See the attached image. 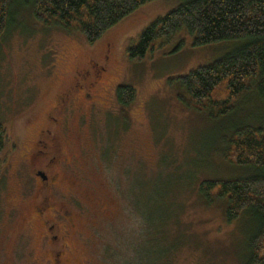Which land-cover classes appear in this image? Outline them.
<instances>
[{"label": "rangeland", "instance_id": "rangeland-1", "mask_svg": "<svg viewBox=\"0 0 264 264\" xmlns=\"http://www.w3.org/2000/svg\"><path fill=\"white\" fill-rule=\"evenodd\" d=\"M181 1L147 2L93 45L45 27L31 4L11 6L0 36V124L11 140L0 154V264H54L58 251L61 264H245L251 224L227 222L226 199L207 201L201 185L254 172L222 152L235 129H264V104L243 95L212 118L186 108L176 82L243 41L193 46L182 32L142 60L128 56L142 30ZM118 86L135 89L126 107ZM70 90L80 108L70 104L65 128L53 130L49 116L58 121L59 96ZM49 127L68 162L59 169L75 181L60 178L47 193L54 210L40 216L35 169L45 170L54 148L35 141ZM55 222L50 242L46 225Z\"/></svg>", "mask_w": 264, "mask_h": 264}, {"label": "trees", "instance_id": "trees-1", "mask_svg": "<svg viewBox=\"0 0 264 264\" xmlns=\"http://www.w3.org/2000/svg\"><path fill=\"white\" fill-rule=\"evenodd\" d=\"M152 0H0V36L6 29L11 6L31 4V12L45 27L77 31L93 45L104 33ZM193 46L240 40L243 44L222 58L191 69L176 82L187 98L186 108L218 117L233 111L243 95L254 94L264 104V0H182L157 17L128 48L131 60L172 46L180 33ZM180 47H172L177 51ZM117 100L124 107L135 99V89L118 86ZM13 144V143H12ZM7 129L0 124V154L9 148ZM223 158L254 171L245 178L209 180L201 185L207 201L226 199V221L246 220L252 229L246 235L245 264H264V129L237 128L224 142ZM246 218V219H245Z\"/></svg>", "mask_w": 264, "mask_h": 264}, {"label": "flooded vegetation", "instance_id": "flooded-vegetation-1", "mask_svg": "<svg viewBox=\"0 0 264 264\" xmlns=\"http://www.w3.org/2000/svg\"><path fill=\"white\" fill-rule=\"evenodd\" d=\"M102 71L105 70V68H101ZM78 87V86H77ZM80 89H82L81 86H79ZM73 91H66L64 93H62L59 96L58 99V106H57V112L60 114V117H57V122L54 123L52 121V117L51 115L49 116V126L53 128V130L57 127L60 130H63L66 126L65 123V119H66V114L70 108V104L72 106H75L76 104L78 105V99L74 98L73 94H69L72 93ZM93 103V101L91 102ZM77 108H80V105H78ZM46 128L45 130H41L39 135L43 137H45V140L42 139L41 137L37 138L35 141V146L40 147L43 146L46 149H49L51 147L54 148L53 152H50V154H52L53 156H51L49 158V160L44 164L45 166V170H41V169H35V178L38 179V191L42 194L41 200H40V207H36L35 209V213L37 215H42V213L45 210H49L53 211L54 207L53 204L51 202V200L49 199V195L47 193L51 192L53 189L57 188L56 186L59 183L60 178L64 179L65 181H67L68 179H71L70 175H66L63 173H67L65 171H61L59 169V167L61 166V164H66L68 165L67 159H62V153H61V149H60V144H59V138L58 136H56L55 134H53L51 128ZM38 154L41 155L42 153H44L41 149L37 150ZM75 179V178H74ZM71 187H73L75 180H68ZM69 213H66V216H68ZM46 223V222H45ZM45 226V224H44ZM58 226L57 222L52 223L50 225H46V234L48 237V240L50 242H57L58 240V235L54 234L53 231L55 229V227ZM60 251L55 252V255L53 257V262L54 264H61L59 261V257H60Z\"/></svg>", "mask_w": 264, "mask_h": 264}]
</instances>
